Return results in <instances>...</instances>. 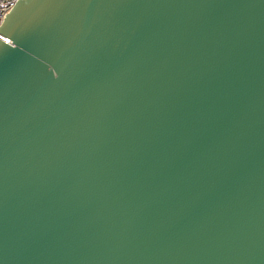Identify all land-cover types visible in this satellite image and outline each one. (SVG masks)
<instances>
[{
	"label": "water",
	"instance_id": "95a60500",
	"mask_svg": "<svg viewBox=\"0 0 264 264\" xmlns=\"http://www.w3.org/2000/svg\"><path fill=\"white\" fill-rule=\"evenodd\" d=\"M6 17L0 264H264V0Z\"/></svg>",
	"mask_w": 264,
	"mask_h": 264
},
{
	"label": "built area",
	"instance_id": "2783aa9c",
	"mask_svg": "<svg viewBox=\"0 0 264 264\" xmlns=\"http://www.w3.org/2000/svg\"><path fill=\"white\" fill-rule=\"evenodd\" d=\"M19 0H0V28Z\"/></svg>",
	"mask_w": 264,
	"mask_h": 264
}]
</instances>
